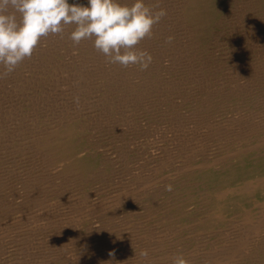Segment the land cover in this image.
<instances>
[{"label": "rangeland", "instance_id": "374dc122", "mask_svg": "<svg viewBox=\"0 0 264 264\" xmlns=\"http://www.w3.org/2000/svg\"><path fill=\"white\" fill-rule=\"evenodd\" d=\"M181 1L145 0L150 5L159 2L167 9V16L154 26L153 36L137 45L153 56V63L145 71L136 66L123 68L108 64L104 55L89 45L91 41L74 45L68 38L74 26H66L62 37L57 34L43 38L30 59H25L13 73L0 80V191L6 195L7 201L12 202L7 206L12 209L11 212L5 207L2 210L5 215L0 218V232L9 230L7 235L11 233L0 242V264H14V261L17 264H72L78 260L81 264L88 262L89 258L94 264L101 261L99 264H110L111 259H115L114 262L119 259L115 255L109 259L108 254L112 252L107 254L109 248L126 243L127 252L125 250L122 257L143 258L142 264H171V257L177 253H183L190 264H204L213 254H227L229 250H223L222 255L218 248L229 246V249L231 243H236L244 235L247 236L245 246L249 250L244 248L249 252L243 248L241 253H244L240 255L237 252L239 255L236 254V260L233 257L231 263L264 264V251L257 250L255 246L260 241L264 242V223L260 232L257 231L259 235L254 230H247L244 223L248 220L241 215L246 209L239 212L232 207L222 218L223 222L195 231L196 218L206 215L205 198H209L210 193L208 195L205 189L210 182L198 184V199L187 206L190 208L186 213L187 225H183V232L176 243L173 238V243H164V247L159 245L164 235L159 231L162 222L149 216V210L174 206L185 190L187 193L194 191L188 190L195 187V183L185 178V171L196 168L207 158L214 160L221 157L220 151L228 142L232 144L234 140V149L237 148L240 139L235 140L232 135L236 134L238 124L233 119H237L238 115L239 118H250L248 122L254 119L252 125L258 126L260 132L240 144L244 148L247 146V151L242 153L248 154L242 156L250 157L251 153H258L257 148H253L257 144L255 141L264 136V2L208 0L209 18L203 22L197 36H190L193 33L188 24L178 16ZM73 2L87 4V0H69V3ZM169 36L174 37L170 44L165 42ZM76 97L79 98L78 104ZM193 111L198 118L192 114ZM57 119L74 121L77 126L75 138L86 148L85 155L99 166L95 175L87 176L85 180L70 177L62 180V177L56 178L53 171H49L51 168L45 164V154L41 155L40 146L38 151L32 143L40 129L54 126ZM188 120L192 122L189 125L195 128L187 124ZM183 147H187L185 157L181 150H178L179 153L175 151ZM188 149L192 150L191 160ZM214 166L219 165L216 163ZM99 172L103 174L99 175ZM169 185L171 191L166 190ZM263 199H252L245 205L253 211L251 215L255 217L250 215L252 221L256 218L252 223L263 217L260 204ZM226 232L230 237H225ZM94 242L101 244L99 248L108 259L102 260L99 254L93 252ZM211 243H214L213 247ZM1 244L7 247L2 248ZM221 244H225L226 248ZM185 246H193V252H185ZM142 249L148 250L147 258L141 256ZM253 254L254 259L251 258ZM94 255L99 256V261L94 260ZM49 259L53 262H48Z\"/></svg>", "mask_w": 264, "mask_h": 264}, {"label": "bare ground", "instance_id": "6f19581e", "mask_svg": "<svg viewBox=\"0 0 264 264\" xmlns=\"http://www.w3.org/2000/svg\"><path fill=\"white\" fill-rule=\"evenodd\" d=\"M75 1V0H74ZM264 2V0H262ZM121 2V1H120ZM180 2V1H178ZM182 3L181 4V12H180V17H182V21H184L185 23L188 24L190 30L192 31V35L191 34V31H190V36H193L195 34V36H197L200 32H201V25L203 24V22H205L206 20H208L209 18V8L206 7V4L208 3V0H182L181 1ZM86 4V3H85ZM179 7V8H180ZM178 9V8H177ZM180 10V9H179ZM178 11H176L177 13ZM179 17V18H180ZM176 18V17H175ZM177 17V19H179ZM177 22V21H176ZM177 24V23H176ZM181 24H184L183 22ZM179 25H180V22H179ZM177 26V25H176ZM185 26V25H183ZM187 26V27H188ZM68 28V27H67ZM74 28V27H73ZM180 28V27H179ZM186 30V29H185ZM184 30V31H185ZM189 30V29H188ZM69 32V31H68ZM65 33V32H64ZM187 33V32H185ZM187 35V36H188ZM62 37V36H60ZM64 37H66L64 35ZM65 39V38H64ZM190 39V38H189ZM192 39V38H191ZM65 41V40H63ZM61 42V41H60ZM87 42V41H85ZM188 42V40H187ZM62 43V42H61ZM64 43V42H63ZM84 43V42H83ZM90 43V42H89ZM52 44V43H51ZM63 45V44H62ZM89 45H92V44H89ZM88 46V45H87ZM91 48V46H90ZM84 49V48H83ZM90 50V49H89ZM83 52V51H82ZM97 53V52H96ZM94 55V54H93ZM100 55V54H99ZM102 55V54H101ZM33 59V58H32ZM38 59V58H37ZM106 67V66H105ZM101 68V67H100ZM90 69V68H89ZM119 74V73H117ZM113 77V76H112ZM103 98V97H102ZM228 99H230L229 97H226ZM166 99V98H165ZM131 100V99H130ZM164 100V99H163ZM203 100V99H202ZM231 100V99H230ZM229 100V101H230ZM237 100V99H236ZM110 103V102H109ZM103 104V103H102ZM201 104V103H200ZM215 105V103H214ZM99 110V109H98ZM164 110V109H163ZM105 112V111H104ZM264 112V110H263ZM101 113V112H100ZM202 113V112H201ZM204 113V111H203ZM98 114V113H97ZM102 114V113H101ZM184 114V113H183ZM194 115V111L192 113ZM196 114V113H195ZM105 116V115H104ZM195 116V115H194ZM198 115H196L195 117H197ZM239 116V115H238ZM237 116V119H233V120H237L238 121V124L237 126L235 127V130H236V134L235 135H232L233 136V139L236 138L235 140H239V145L237 146L236 149H234V140H233V143L231 144L230 142H228L227 144H223L225 147L222 148V150L220 151L221 152V157H216V159L212 160L210 158H207L205 160H203V162L201 164H199L198 166L196 165V168L194 169H189V171H185L183 173V175L185 176V178H190L191 181H194L195 183V187H192L190 189H188L189 191L190 190H194L193 192H190V193H187V191L185 190V194H182V197L178 199V201L176 202V204L173 206L172 205H167L166 207H162L160 209H152V210H149V216L151 217V219L153 218V220H156V221H161L162 222V228L159 230L161 231L164 235L162 237V241L160 242L159 245H161L162 247H164V243L166 244H170V243H173L174 239L175 238V243H176V239L178 240L179 238V234L181 232H183V225L186 226L187 223L185 222L188 218V215L186 213L189 212V209L187 206L192 204V202H195L198 198V192H196V189L198 187V184H207L208 182H210V185L207 189V193L209 195L210 193V196L209 198H205V201H206V215L202 218H196L195 222L197 223H194L195 225V231L197 230H200V229H204L210 225H213L214 223L216 222H223V219L225 214L231 210V208L233 207V210L238 209L239 212L241 210H244L242 211L243 213L241 214L243 216V218L245 217L247 221V223L245 222L244 224H247L246 228L247 230H254L256 233L257 231L260 232V227L263 226V223H264V201L263 202H260V204H262V207H263V210H262V214H263V217H259L261 219H259V221H256L254 223H252L253 221L256 220V218H254V220L252 221L251 219V213L253 211H250L251 208L247 209V207H245L246 204H249V201H253L252 199H260V198H263L261 197L262 194L264 193V152L261 151L264 150L262 148V144L264 145V136L262 135L261 137H259V139H257V144L254 145L253 148H257L256 150H258L259 152L254 154V153H251V156L250 157H247L246 155L245 156H242L244 154H248V153H242V152H246L247 150V146L242 147L240 146V144H242L243 142H246L247 140L251 139L253 136H256L257 134H260V132H258V126H255V125H252L254 124L255 122L253 121L254 119H252V121L248 122V120L250 118H247V119H243L244 117H241L240 118ZM191 117V116H190ZM193 117V116H192ZM201 117V115H200ZM198 118V117H197ZM196 118V119H197ZM105 119V118H104ZM192 120V118H190ZM195 119V118H194ZM203 119V118H201ZM207 120V119H206ZM193 121V120H192ZM198 121V119H197ZM196 121V122H197ZM202 121H205V120H202ZM178 122V121H177ZM188 125L190 123H192L190 120L187 121ZM195 122V123H196ZM200 122V121H199ZM178 124V123H177ZM184 124V123H183ZM264 124V123H263ZM262 124V125H263ZM180 126V125H179ZM183 126V125H182ZM186 126V125H185ZM190 127L192 126L193 128H195L193 125H189ZM196 126V125H195ZM160 127V126H159ZM158 127V128H159ZM176 127V126H175ZM188 127V126H186ZM263 127V126H262ZM42 128V126L40 127ZM181 128V127H180ZM184 128V127H183ZM189 128V127H188ZM200 128V127H199ZM44 129V128H43ZM40 129L38 132H37V136H36V139L34 140V143L36 142V145L34 143H32L35 147L37 146H40V151H39V148H38V151L41 152V155L45 154L44 158L46 160V165H47V168H51V170L49 171H53V175L54 177L56 176V178L59 176L60 178L62 177V180L63 178H67V177H70V179H74V178H77L79 180H85L87 178V176L89 177L90 175L94 174L97 172L96 170L98 169V165H97V162H94L92 161L91 159H89V156H87V154L85 155L84 151L86 150V148L83 147V144L80 143V141H78L75 136H76V129H77V126L76 124L74 123V121H69V120H65V119H61V120H58L56 121V123L54 124V126H49L48 128H46V130L44 129ZM157 129V128H156ZM173 129V128H172ZM260 129V128H259ZM262 129V128H261ZM37 130V128H36ZM195 130V129H193ZM208 130V129H207ZM159 131V130H158ZM192 131V129H191ZM199 131V130H198ZM197 132V131H196ZM224 132V131H223ZM257 132V133H256ZM264 132V131H263ZM163 133V132H162ZM187 133V132H186ZM16 134V133H15ZM177 134V133H176ZM263 134V133H261ZM226 135V134H225ZM160 136V135H159ZM225 137V136H224ZM13 138V137H12ZM197 138V137H196ZM226 138V137H225ZM230 138V137H228ZM181 140V139H180ZM223 140V139H222ZM227 140V139H225ZM33 141V140H32ZM259 141V142H258ZM226 142V141H225ZM250 142V141H249ZM28 143V142H27ZM237 143V142H236ZM30 144V142H29ZM180 143H177V146H180L178 145ZM249 144V143H248ZM194 145V144H193ZM236 145V144H235ZM260 145V146H259ZM164 146V145H163ZM175 146V145H174ZM190 146L193 148V146L190 144ZM197 146V145H196ZM29 147V145H28ZM168 147V146H166ZM165 147V148H166ZM181 147V146H180ZM206 147V146H204ZM264 147V146H263ZM187 148V147H186ZM186 148H182V149H176V153H179L178 150H181L182 153L184 154V157H185V154L187 153V149ZM159 149V148H158ZM163 149V148H162ZM191 149V148H190ZM188 149V150H190ZM251 149V148H250ZM35 150V149H34ZM33 150V151H34ZM170 150V149H169ZM196 150V149H195ZM217 150V149H216ZM43 151V152H42ZM174 151V152H175ZM192 150L189 151V155H190V160L192 159V154L190 153ZM163 152V151H162ZM172 152V151H171ZM195 152V151H194ZM193 152V153H194ZM198 152V151H197ZM36 153V152H35ZM38 153V152H37ZM196 153V152H195ZM40 154V153H39ZM163 154V153H162ZM169 154V153H168ZM187 155V154H186ZM92 156V155H91ZM194 156V155H193ZM216 156V154H215ZM39 157V156H38ZM42 157V156H40ZM188 157V156H187ZM196 157H200V156H197ZM235 159L233 161H231L230 159L234 158ZM42 159V158H41ZM186 159V158H185ZM194 159V158H193ZM220 159V160H219ZM246 159L248 160V164H246ZM43 160V159H42ZM212 160V161H211ZM219 160V161H218ZM40 161V160H39ZM44 161V160H43ZM165 161V160H164ZM202 161V160H201ZM231 161V162H230ZM45 162V161H44ZM188 162V161H187ZM185 162V165L186 163ZM191 163V162H190ZM218 164L219 166L215 167L214 165L215 164ZM44 164V165H45ZM14 165V164H13ZM43 165V166H44ZM156 165V164H155ZM37 166H40V165H37ZM42 166V165H41ZM42 166V167H43ZM136 166V165H135ZM211 167V168H210ZM118 169V168H117ZM120 169V168H119ZM100 170V169H99ZM11 171V170H10ZM46 171V170H45ZM45 171H43L45 173ZM8 172V171H6ZM13 172V171H12ZM17 172V171H15ZM118 172V171H117ZM181 172V171H180ZM183 172V171H182ZM27 173V172H26ZM50 173V172H48ZM12 174V173H10ZM46 174V173H45ZM51 174V175H52ZM100 174H103V173H100L99 172V175ZM218 174V176H217ZM31 175V173H30ZM29 175V176H30ZM15 176V175H14ZM26 176V175H25ZM36 176V175H33V177ZM41 176V175H40ZM50 176V175H49ZM32 177V175L30 176ZM58 177V178H59ZM92 177V176H91ZM95 177V176H94ZM97 177V176H96ZM118 177V176H116ZM17 178V177H16ZM24 178V177H23ZM26 178V177H25ZM36 178V177H34ZM182 178V177H181ZM184 178V177H183ZM5 179V177L3 178ZM53 179V178H52ZM88 179V178H87ZM24 180H27V179H24ZM33 180V179H32ZM35 180V179H34ZM48 180V179H47ZM58 180V179H57ZM61 180V179H59ZM4 181V180H3ZM6 181V180H5ZM29 181V180H28ZM38 181V180H37ZM50 181V180H49ZM78 181V180H76ZM182 181V180H181ZM184 181V180H183ZM27 182V181H26ZM33 182V181H32ZM62 182V181H61ZM124 182V181H123ZM178 182V181H177ZM180 182V180H179ZM0 185H2V180L0 178ZM36 183V182H35ZM186 183V181H185ZM177 184V183H176ZM182 184V182L180 183ZM189 184V183H188ZM10 185V183L8 184ZM35 185V184H34ZM57 185V184H56ZM80 185V184H79ZM7 186V184H6ZM43 186V185H42ZM73 186V185H72ZM137 187V186H136ZM178 187V186H177ZM207 187V186H206ZM11 188V187H9ZM36 188V187H35ZM65 188V187H64ZM1 189V188H0ZM34 189V188H33ZM175 189V188H174ZM2 190V189H1ZM9 190V189H8ZM39 190V189H38ZM41 190V189H40ZM57 190V188H56ZM202 190V189H200ZM37 191V190H36ZM45 191V190H44ZM203 191V190H202ZM201 191V192H202ZM12 192V190H11ZM20 192V191H19ZM204 192V191H203ZM14 193V192H13ZM30 193V191H29ZM57 193V192H56ZM172 194V193H171ZM176 194V193H175ZM202 194V193H201ZM9 195V194H8ZM12 195V193H11ZM10 196V195H9ZM38 196V195H37ZM119 197V196H118ZM171 197V196H170ZM203 197V196H202ZM205 197V196H204ZM203 197V198H204ZM207 197V196H206ZM16 198V197H15ZM33 198V197H32ZM41 198V197H40ZM167 198V197H166ZM176 198V197H175ZM202 198V199H203ZM13 199V197H12ZM7 197L6 195L3 193V191H0V218L1 216L4 214V212L2 210H4V208L7 206H10L9 204H12L11 201H7ZM9 200H11L9 198ZM22 200V199H21ZM28 200H31V199H28ZM264 200V199H263ZM6 201V202H5ZM168 201V200H167ZM256 201V200H255ZM2 202V203H1ZM24 202V200H23ZM199 202V201H198ZM204 202V201H203ZM74 203V202H73ZM254 203V202H253ZM25 204V203H23ZM36 204V203H35ZM164 204H166L164 202ZM60 205V204H59ZM96 205V204H95ZM195 205V204H194ZM19 206V205H18ZM24 206V205H23ZM255 206V205H253ZM33 207V206H32ZM73 207V206H72ZM78 207V206H76ZM193 207V206H192ZM202 207V206H201ZM252 207V206H251ZM261 207V205H260ZM114 208V206H113ZM150 208V207H149ZM8 209H10L9 212H11V208H7V211ZM15 209V208H14ZM198 209V208H197ZM16 210H19V209H16ZM47 210V209H46ZM80 210V209H79ZM88 210V209H87ZM20 211V210H19ZM98 211V210H97ZM258 210H255L254 212H256ZM5 212H6V209H5ZM54 212V211H53ZM148 212V211H147ZM233 212V211H232ZM13 213V212H12ZM23 213V212H22ZM71 213V212H70ZM234 213V212H233ZM259 213V212H258ZM21 214V213H20ZM19 214V216L21 217V215ZM37 214V213H36ZM161 214V215H160ZM5 215V214H4ZM7 215V214H6ZM14 215V214H13ZM23 215V214H22ZM200 215V214H199ZM251 215V216H250ZM9 216V215H8ZM18 216V215H17ZM16 215L14 217H17ZM17 217L18 219L20 217ZM73 216V215H72ZM190 216V215H189ZM197 216V215H196ZM236 216V215H235ZM254 216V215H253ZM252 216V217H253ZM261 216V215H260ZM48 217V216H47ZM65 217V216H64ZM156 217V218H154ZM195 217V216H194ZM200 217V216H199ZM255 217V216H254ZM258 217V216H257ZM9 219L11 218V216L8 217ZM13 218V217H12ZM22 218V217H21ZM24 218H27L24 216ZM33 218V217H32ZM227 218V217H226ZM235 218V217H234ZM5 218H3L4 220ZM14 219V218H13ZM11 219V221L13 220ZM46 219V218H44ZM79 219V218H78ZM7 220V219H6ZM56 220V219H55ZM124 220V219H123ZM243 220V219H241ZM17 221V219H16ZM20 221V220H18ZM22 221V220H21ZM4 222V221H3ZM1 222V223H3ZM7 222V221H5ZM10 222V221H9ZM96 222V221H95ZM225 222V221H224ZM8 223V222H7ZM11 223V222H10ZM21 223V222H20ZM159 223V222H158ZM227 223V222H226ZM231 223V222H230ZM234 223V222H233ZM4 224V223H3ZM29 224V223H28ZM145 224H149L150 223H145ZM224 224V223H223ZM222 224V225H223ZM240 224V223H239ZM152 225V224H151ZM191 225V224H190ZM228 225V224H226ZM230 225V224H229ZM233 225V224H232ZM140 226V225H139ZM161 226V225H160ZM231 226V225H230ZM229 226V227H230ZM1 227V226H0ZM4 227V226H3ZM138 227V225H137ZM190 227V226H189ZM193 227V226H192ZM211 227V226H210ZM226 227V226H225ZM144 228V227H142ZM148 228V227H147ZM213 228V227H212ZM222 228V227H221ZM243 229V227H241ZM1 229V228H0ZM29 229V228H28ZM219 229V227H218ZM227 229V228H225ZM229 229V228H228ZM231 229V228H230ZM6 230V229H5ZM209 230V229H208ZM217 230V229H216ZM234 229H232L233 231ZM238 230V229H236ZM236 230H234L236 232ZM131 231V230H130ZM135 231V230H134ZM194 231V230H193ZM212 231V230H211ZM224 231V230H223ZM222 231V232H223ZM228 231V230H227ZM232 231L230 233H232ZM262 231V230H261ZM10 231L8 230V232L5 233L4 232H0V242H2L4 236H6ZM14 232V231H13ZM83 232V231H82ZM108 232V231H107ZM124 232V231H123ZM151 232V231H150ZM149 232V233H150ZM185 232H186V229H185ZM189 232H190V229H189ZM221 232V231H220ZM238 232H241L238 230ZM246 232V230L244 231ZM253 232V231H252ZM250 232V234L252 233ZM254 232V233H255ZM65 233V232H64ZM148 233V234H149ZM153 233V232H152ZM210 233V232H209ZM217 233V232H216ZM243 233V231H242ZM247 233V232H246ZM11 234V233H10ZM9 234V235H10ZM19 234V233H18ZM25 234V233H24ZM104 234V233H103ZM188 234V233H186ZM203 234V233H201ZM206 234V233H205ZM225 237H230L229 233H225ZM228 234V236H227ZM234 234V233H233ZM249 233H247L248 235ZM7 235V236H9ZM22 235V234H20ZM71 235V234H70ZM131 235V234H130ZM134 235V234H132ZM137 235V234H136ZM147 235V234H146ZM153 235V234H152ZM151 235V236H152ZM162 234H160L161 236ZM221 235V234H220ZM224 235V234H223ZM237 235V234H236ZM255 235V234H254ZM256 235H259L258 233ZM6 236V237H7ZM14 236V235H13ZM156 236V235H155ZM158 236V235H157ZM191 236V235H190ZM195 236V235H194ZM198 236V235H197ZM142 237V236H141ZM171 237V239L173 240H170L169 238ZM201 237V236H200ZM215 237H217L215 235ZM224 237V238H225ZM238 237V235L236 236ZM250 237V236H248ZM254 237V236H253ZM258 237V236H257ZM263 237V236H262ZM137 237H135V239L133 240V243L135 242ZM146 238V237H145ZM150 238V236L148 237ZM214 238V237H212ZM220 238V237H219ZM223 238V237H222ZM255 238V237H254ZM11 239V238H10ZM19 239V238H18ZM72 240V238H70ZM181 239V238H180ZM196 239V238H195ZM199 239V238H198ZM228 239V238H227ZM247 236L244 235V237H240L238 238V241L236 240V243H231V247L229 249H227L229 246H227V248L225 247V244L224 247L226 249H222L218 248V251L220 252L221 251V254L224 253L226 250H229V252L227 251L225 255L223 256H220L219 253H216V251H214V253H216L217 255L214 256V254L212 255V257H209L207 260H206V263L204 264H230L231 263V260L234 256H236V254H238L237 252H240V255H242V252L243 251V248L245 246V244H247ZM250 239V238H249ZM263 240V238H261ZM6 240V239H4ZM16 241V239H14ZM126 240V239H125ZM142 240V239H140ZM184 240V239H183ZM207 240V238H206ZM251 240V239H250ZM98 242V240H96ZM101 241V240H100ZM99 241V242H100ZM123 240H120V242H122ZM128 241V240H127ZM148 241V240H146ZM156 241V240H154ZM179 241V240H178ZM213 241V239H212ZM215 241V239H214ZM221 241V240H220ZM234 241V240H233ZM254 241V240H253ZM252 241V243H253ZM256 241H259L256 239ZM255 241V243H256ZM75 242V241H74ZM104 242V241H103ZM101 242V243H103ZM142 242V241H141ZM145 242V241H144ZM185 242V241H184ZM187 242V241H186ZM189 242V241H188ZM73 243V242H72ZM84 243V242H83ZM125 243V242H124ZM129 245H130V242H128ZM215 243V242H214ZM213 243V244H214ZM224 243H225V239H224ZM250 243V242H249ZM258 243V242H257ZM57 244V243H56ZM55 244V245H56ZM96 244V245H95ZM108 244V243H107ZM116 244V242H115ZM188 244V243H187ZM190 244V243H189ZM194 244V243H193ZM209 244V243H208ZM212 243V247L214 246ZM54 245V244H53ZM58 245V244H57ZM92 245V244H91ZM103 245V244H102ZM109 245V244H108ZM111 245V244H110ZM151 245V244H150ZM210 245V244H209ZM221 244V246H223ZM228 245V244H227ZM250 245V244H249ZM255 245V244H254ZM9 246V245H8ZM101 244L100 243H93V252H96V255L99 254L100 258L102 260H104L106 258V253L101 251L100 250V247ZM104 246V245H103ZM135 246V245H134ZM140 246V244L138 245ZM144 246H147V244L145 245L144 243ZM189 246V245H188ZM188 246H185V249L184 251L187 252V253H190V252H193L194 250V247L191 246L190 248H188ZM197 246V245H196ZM200 246V245H199ZM220 246V245H219ZM252 246V245H250ZM257 250L259 249H262L264 251V242L260 241V243H258L257 245ZM254 246V247H255ZM1 247L4 248V247H7V246H2L1 244ZM52 247V246H51ZM86 247H89L86 246ZM86 247H83V248H86ZM110 247V246H109ZM109 247H106V248H109ZM127 243L125 245L123 244H116V245H113L109 248L107 254L109 253V251H112L111 253H113V255H115L119 260H117V262H114V261L111 259L112 258V255L109 256V259H111V262L110 264H142V259L143 258H135V257H130V258H125V257H122V253L127 252ZM151 247V246H150ZM25 248V247H24ZM58 248V246H57ZM65 248V247H64ZM90 248V250L92 249ZM148 248V247H147ZM188 248V249H187ZM244 248V249H245ZM256 248V247H255ZM254 248V249H255ZM55 249V248H53ZM62 249V248H61ZM102 249V248H101ZM104 249V248H103ZM138 249V248H136ZM140 249V248H139ZM161 249V248H160ZM163 249V248H162ZM204 249H207L206 247ZM210 249H213V248H210ZM215 249V248H214ZM247 249V248H246ZM245 249V250H246ZM251 249V248H250ZM2 249L0 248V251ZM11 250V249H9ZM60 250V248L58 249V251ZM64 250V249H62ZM145 250V249H142L140 251V253ZM168 250V249H167ZM224 250V252H223ZM249 250V248L247 249ZM246 250V252H247ZM131 251V250H130ZM151 251V250H150ZM155 251V250H154ZM153 251V252H154ZM213 251V250H211ZM254 251V250H253ZM256 251V249H255ZM262 251V252H263ZM26 252V251H25ZM52 252L55 254V251L52 250ZM85 252V250H84ZM202 252V251H201ZM200 252V253H201ZM249 252V251H248ZM247 252V253H248ZM4 253V251H3ZM47 253V252H46ZM62 253V252H61ZM81 253V251L79 252ZM90 253V252H89ZM134 254H136L135 252H133ZM138 253V252H137ZM164 253V252H163ZM203 253H206V252H203ZM211 253V252H210ZM246 253V254H247ZM253 253V252H252ZM258 253V252H257ZM11 254V253H10ZM19 254V253H18ZM85 254V253H83ZM88 254V253H86ZM91 254V253H90ZM160 254V253H159ZM164 254H167V253H164ZM244 254V255H246ZM251 254V253H249ZM50 255V254H49ZM58 255H59V252H58ZM81 255V254H80ZM109 255V254H108ZM128 255H131L130 253ZM126 255V256H128ZM155 255V254H154ZM152 255V256H154ZM163 255V254H162ZM219 255V256H218ZM239 255V254H238ZM256 255V254H255ZM25 256V255H24ZM71 256V255H70ZM84 256V255H83ZM99 256L98 257H95L94 255V260L95 261H99ZM113 256V257H115ZM254 254L252 255V259L253 258ZM260 256V255H259ZM54 257V256H53ZM59 257V256H58ZM64 257V256H63ZM61 256V258H63ZM115 257V258H116ZM186 257V256H185ZM203 257V256H202ZM246 258H249L250 257H247L245 256ZM15 258V257H13ZM57 258V256H55V259ZM74 258V257H73ZM81 258V257H80ZM206 259V257H204ZM241 258V257H240ZM11 259V258H10ZM20 259V258H18ZM79 259V257L77 258ZM76 259V260H77ZM92 258H89L88 259V262H85V263H81V264H94V261L91 260ZM108 259V257L106 258ZM235 259V257H234ZM233 259V260H234ZM242 259V258H241ZM251 259V260H252ZM259 258H257L258 260ZM264 259V257H263ZM27 260V259H25ZM71 260V259H69ZM68 260V261H69ZM75 260V261H76ZM83 260V258H82ZM81 260V261H82ZM170 260V259H169ZM236 260V259H235ZM234 260V261H235ZM244 260V259H243ZM248 260V259H247ZM256 260V258H255ZM262 260V259H261ZM46 261V260H45ZM80 260H78L75 264H79ZM107 261V260H106ZM203 261V260H202ZM263 261V260H262ZM48 262H53V261H49ZM60 262V261H59ZM63 262V261H62ZM102 262V261H101ZM99 262V263H101ZM121 262V263H120ZM237 262V261H236ZM241 262V261H240ZM256 262V261H255ZM260 262V261H259ZM11 263V262H10ZM25 263V262H24ZM72 263V264H73ZM97 262V264H99ZM247 263V262H245ZM14 264H17L16 261H14ZM19 264V262H18ZM23 264V263H22ZM47 264V263H46ZM60 264V263H59ZM65 264H67L65 262ZM71 264V263H70ZM96 264V263H95ZM107 264V263H106ZM232 264V263H231ZM238 264V263H236ZM252 264V263H251Z\"/></svg>", "mask_w": 264, "mask_h": 264}, {"label": "clouds", "instance_id": "9594fccd", "mask_svg": "<svg viewBox=\"0 0 264 264\" xmlns=\"http://www.w3.org/2000/svg\"><path fill=\"white\" fill-rule=\"evenodd\" d=\"M167 16L159 2L145 0H87V4L69 0H0V80L5 79L25 60L30 59L43 38L61 35L66 26H74L69 39L74 45L91 41L95 51L108 64L123 68L136 66L145 71L153 56L137 47L153 36V28ZM174 37L169 36L166 43ZM79 103V98H75ZM166 190L171 191V185ZM141 256L147 258L148 250ZM113 255V253H109ZM171 264H190L183 253L171 257Z\"/></svg>", "mask_w": 264, "mask_h": 264}]
</instances>
